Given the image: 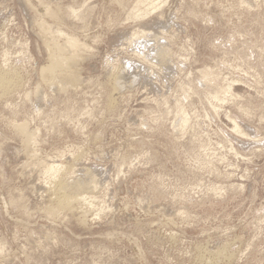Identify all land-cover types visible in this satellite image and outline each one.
I'll return each instance as SVG.
<instances>
[{
    "label": "rangeland",
    "instance_id": "374dc122",
    "mask_svg": "<svg viewBox=\"0 0 264 264\" xmlns=\"http://www.w3.org/2000/svg\"><path fill=\"white\" fill-rule=\"evenodd\" d=\"M0 75V264H264V0H0Z\"/></svg>",
    "mask_w": 264,
    "mask_h": 264
},
{
    "label": "bare ground",
    "instance_id": "6f19581e",
    "mask_svg": "<svg viewBox=\"0 0 264 264\" xmlns=\"http://www.w3.org/2000/svg\"><path fill=\"white\" fill-rule=\"evenodd\" d=\"M148 2H150L151 3V1L152 0H147ZM143 5V4H142ZM45 34V33H44ZM132 34V33H131ZM50 35V34H49ZM67 41L65 42L66 44H65V46L64 45H62L61 47H62V49L64 50V48H66V46L69 48H76V47H78L77 45V40H76V38L74 39V38H71V37H68V39H66ZM51 41V40H50ZM158 45V44H157ZM55 46V45H54ZM58 47V46H57ZM60 47V46H59ZM58 47V48H59ZM68 48L66 49V50H68ZM160 48V47H159ZM61 49V50H62ZM80 49V48H79ZM65 51V50H64ZM70 50H68V52H69ZM73 51V50H72ZM49 52V51H48ZM59 52H61V51H59ZM70 53H71V51H70ZM162 53V52H161ZM50 54V53H49ZM53 55V54H52ZM55 55V54H54ZM60 55V54H59ZM59 55H58V57H59ZM162 55V54H161ZM169 55V54H168ZM72 56V55H71ZM70 56V57H71ZM160 56V55H159ZM158 56V57H159ZM52 57V56H51ZM157 57V56H156ZM53 58V57H52ZM161 58V57H160ZM165 58V57H164ZM165 60V59H164ZM169 60H170V58H169ZM169 60H168V62H169ZM66 62L67 61H69V63L71 64V62H73V61H75V60H73V58H70V59H66L65 60ZM64 63V58L62 59V61H61V58H59V60H57V58H56V56H55V59H53L52 60V62H51V66L48 68V66L45 68V72H46V69H47V71L50 73H52V70H53V68L54 67H56V66H61L60 64L61 63ZM65 62V63H66ZM170 63V62H169ZM64 65H66V64H64ZM72 65V64H71ZM59 66H58V68H59ZM70 66V65H69ZM66 67L68 68V70H71V69H69V67L66 65ZM71 67V66H70ZM72 67H75L74 65L72 66ZM42 68V67H41ZM44 68V67H43ZM62 68V67H61ZM65 71L67 70V69H65V68H63ZM44 70V69H43ZM55 70V69H54ZM63 70V71H64ZM124 70V69H123ZM126 71V70H125ZM62 72V71H61ZM72 72V71H71ZM122 72H124V71H122ZM48 73V74H49ZM63 73V72H62ZM61 73V75L63 76V74ZM65 73H68V72H64V74ZM70 73V72H69ZM68 73V74H69ZM46 74V73H45ZM70 75V74H69ZM71 75H72V73H71ZM124 75V74H123ZM121 76V74H120V76L118 75V78L116 79L115 78V84L114 85H116L117 84V86H118V81L119 80H123V78L122 77H125V76ZM129 75V74H128ZM64 76H66V75H64ZM75 76V75H74ZM127 76V75H126ZM2 77H3V79H0V86L1 87H5L6 86V81L4 80V79H6V78H4L5 76L4 75H2ZM50 77H52V76H50ZM53 77H54V75H53ZM70 77V76H69ZM72 78H73V75L71 76ZM0 78H1V75H0ZM71 78V80H73ZM44 79H45V77H44ZM69 78L67 77V80H68ZM78 79V78H77ZM11 80V79H10ZM54 80H55V78H54ZM66 80V79H65ZM76 80V78L73 80V81H75ZM51 81V80H50ZM56 81V80H55ZM63 81V80H62ZM14 82V81H13ZM76 82V81H75ZM121 82V81H120ZM124 82V81H123ZM59 83V82H58ZM129 83V82H128ZM51 84H53V83H51ZM7 85H8V83H7ZM3 89V88H2ZM4 90V89H3ZM51 90V89H50ZM57 90V89H56ZM36 91V90H35ZM62 91V90H61ZM2 92V91H1ZM175 115V114H174ZM184 122V121H183ZM186 124V123H185ZM180 125V124H179ZM235 125V124H234ZM20 128L21 129H23V130H25V128H24V126L23 125H21L20 126ZM182 128V127H181ZM178 132V131H177ZM210 161V160H209ZM212 161V160H211ZM49 171H55L56 169H55V167H53V166H51V167H49V169H48ZM91 173V172H90ZM90 173H88L87 172V175L86 176H84V178L85 179H75V180H73L72 182H70V183H67V184H65L64 182H59L60 181V179H59V190H58V192H57V195L56 196H58V198H57V201L59 202V204H62L63 206L64 205H66V207L69 205H71L72 206V202H74L73 200H75V199H79V198H81V199H79V200H83L84 199V197L82 196V197H77V196H79V195H81V191H84L85 189L87 190V189H89V188H92L93 186H95V184L97 185V183L98 182H96V180L95 179H98V178H95L94 179V175H93V172L90 174ZM83 175H85V174H83ZM91 176V177H93V179L95 180V182L93 181V179L92 178H90L89 176ZM96 175H97V173H96ZM95 175V176H96ZM82 177V176H81ZM86 177L87 178H89V179H86ZM93 183V185H92V183ZM91 183V184H90ZM95 183V184H94ZM92 185V186H91ZM93 188H96V187H93ZM92 188V189H93ZM54 189V188H53ZM69 190L70 192L69 193H67V191L66 190ZM57 190V189H56ZM55 190V191H56ZM85 190V191H86ZM94 190V189H93ZM93 190H91L90 189V191H87V192H91V191H93ZM86 192V193H87ZM56 193V192H55ZM85 200V199H84ZM63 206H61V207H63ZM65 207V206H64ZM73 207V206H72ZM56 208H58V207H56ZM71 208V207H70ZM51 210V209H50ZM82 212V211H81ZM83 218V217H82ZM85 218H83V220H84Z\"/></svg>",
    "mask_w": 264,
    "mask_h": 264
}]
</instances>
